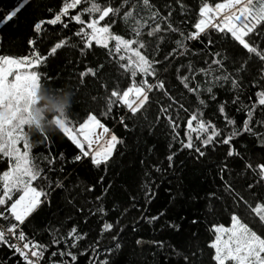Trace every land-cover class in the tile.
Returning a JSON list of instances; mask_svg holds the SVG:
<instances>
[{
  "label": "snow or ice",
  "instance_id": "6c2138e0",
  "mask_svg": "<svg viewBox=\"0 0 264 264\" xmlns=\"http://www.w3.org/2000/svg\"><path fill=\"white\" fill-rule=\"evenodd\" d=\"M174 2L181 12L187 10L183 0ZM34 4L37 10L43 8L50 15L36 17L27 24L32 37H40L46 26L61 25L70 31L74 28V31L71 36L59 38L46 54L36 49L37 39L28 38L26 44L32 49L29 54L18 57L0 55V162L7 164L6 170L0 173V221L4 222L0 224V247L10 249L17 264H45L49 247L62 244L63 249L51 252L52 257L59 259L48 264H78L77 252L73 250L78 249L79 242L88 233H81L73 226L66 235L58 237V230L49 225L51 242L48 245L30 238L25 231L36 216L51 210L53 194L57 190L68 204L75 207L68 199L70 189L64 179L54 181L49 175L64 172V154L60 153L57 158L49 149V154L41 158L46 162V168L41 167L31 155L32 144L25 132V127L30 130L40 128L42 114L37 111V106L40 104L41 81L52 82L62 72H67L69 77H77L82 88H87L86 80H94L99 85L97 94L86 92L85 95L92 103L101 105L99 116L86 110V119L78 128L64 114L59 103L54 105L56 114L50 115L51 121L79 149V153L72 157L73 164L83 166L87 162L91 168L103 167L107 171L117 145H123L124 140L101 119L111 118L126 131H131L129 124L155 106L157 115L150 127H156L163 120L170 135L166 146V167L160 166V162L150 165L161 178L166 172L174 171L175 158L184 152L202 164L218 149H225L221 159L210 161L215 165L214 182L218 181V185L208 191L206 199L210 201L209 211L213 204L224 207L230 225H212L215 239L208 245L214 249L212 260L215 264H264V162L255 165L251 162L253 158L264 161V132L257 130V126L264 128V0H222L215 4L201 0L194 30L187 33L179 24H174V10L169 0H119L118 6H114L112 0L103 3L100 0H63L55 11L43 0L39 3L37 0H16L7 11L0 10V31L13 25L22 28L21 17ZM70 10H75V14L69 15ZM118 20L125 25V34L113 31ZM213 33L224 38L225 43H233L235 49L223 47ZM193 41L203 47L193 52L189 48V42ZM64 48L75 51L79 59L73 61L66 56L65 63L53 66L51 74L41 71L47 69L49 60L57 59L59 51ZM96 48L105 52L107 62L94 57V66L74 72V67L93 54ZM205 55L207 59L201 62L206 67H197L193 59ZM113 66L118 76L129 80L126 87L121 88L117 81H113V87L109 88L108 82L102 79L106 68ZM246 79L249 84L262 89L255 93V103L245 104L242 99ZM225 84L230 85L232 96L230 100L218 101L215 89L223 88ZM185 94L192 99L188 100ZM186 103L192 107L191 111ZM229 104L246 116L239 126L228 111ZM210 105V118L205 119V110ZM214 119L219 120L221 126L218 127ZM97 129L101 131L97 132ZM35 132L43 138L41 143L47 145V131ZM246 136L256 137L251 147L240 143ZM94 143L97 144L95 149ZM152 151L148 149L149 154ZM242 153H254V156L245 159ZM58 162L60 167H54ZM144 163L141 159L140 164ZM183 163L181 161V165ZM230 164H238L240 170L236 171ZM148 175L146 171L145 176ZM103 181L101 176L96 184ZM112 187L108 184L102 194L95 197L99 207L92 214L108 215L110 209H105L104 198ZM142 187L143 198L138 199L129 193L128 200L121 202L127 204L123 211H119L121 205L115 203L113 196V207L120 217L133 210L141 211L137 205L143 208L151 205L156 193L150 183ZM92 190V187L87 189L89 193ZM76 210L84 211L83 207ZM165 214V211L156 215L141 211L130 227L135 232L140 222L155 224ZM190 224L195 226L197 220L193 218ZM166 226L180 232L179 224ZM117 228L119 232L111 235L112 246L104 249L105 259H98L99 238L84 250L91 251V264H112L108 255L121 249L118 236L125 227L120 226L118 218L115 224L105 221L100 228L101 235L111 234ZM135 243L140 245L142 241L137 239ZM153 243L159 249L164 248L162 241ZM186 251L187 255L176 254L183 255L184 264H194L199 259L197 253L191 251L190 245Z\"/></svg>",
  "mask_w": 264,
  "mask_h": 264
},
{
  "label": "trees",
  "instance_id": "16d2710c",
  "mask_svg": "<svg viewBox=\"0 0 264 264\" xmlns=\"http://www.w3.org/2000/svg\"><path fill=\"white\" fill-rule=\"evenodd\" d=\"M15 2L16 0H0V10L7 11ZM37 2L39 3V0ZM62 2L63 0H43V3L51 7L54 11L58 10ZM100 2L103 3L104 0H100ZM112 2L114 6H118L119 0H112ZM183 2L187 5V10L181 12L174 0H169V4L174 10L172 17L174 24H179L187 33L194 30L193 25L199 18L198 6L201 0H183ZM206 2L215 4L222 2V0H206ZM157 6L159 7L160 4L157 3ZM74 14L75 10H70L69 15ZM48 15L50 14L44 11L43 8L37 10L34 4L21 17V23L24 24L22 28L13 25L11 28L0 31V37H2V42H0V55L18 57L29 54L32 49L26 44L28 38L37 39L38 44L36 49L41 54H46L51 45L57 42L59 38L72 35L74 28L70 31L64 29L61 25H57L46 26L44 33L40 37H32L27 24H30L36 17L44 18ZM64 19L67 22V18ZM85 19H87V16H85ZM124 29L125 25L118 20L113 31L119 34H125ZM213 37L221 42L223 47L235 49L233 43L230 41L225 43L224 38L219 34L213 33ZM202 47L203 45L198 42H189V48L193 52L199 51ZM213 50L215 51V49ZM66 56H69L73 61L79 59L75 51L69 52L68 48H64L62 51H59L58 58L50 59L48 68L41 69V71H46L48 74H51L54 70L53 66L65 63ZM94 57L107 62L105 52L96 48L93 54L88 55L83 62L79 63L77 67H74V72L78 73L79 71H83L86 66H94ZM205 59H207L206 55L198 56L193 59V63L197 67H206L201 62ZM183 62L186 63L187 61ZM102 79L108 82L109 88L113 87V81H117L121 88L126 87L129 83L128 79L118 76L115 66L106 68V74ZM41 83L43 87L49 88V90L44 92L47 99L40 98V104L38 106L46 104L52 106L59 103L61 96L55 90H70L72 92V106L67 115L74 122L75 128H78L79 124L83 123L84 119H86V110L94 111L99 116L101 105L92 103L88 95H85L86 92L91 95L97 94L96 90L99 88V85L94 80H86L87 88H82L79 86L75 75L69 77L67 72H62L58 79L54 78L52 82L42 80ZM172 84L175 85L176 82L173 81ZM245 85L244 92L242 93L244 103H255L257 101L255 93L262 89L249 84L247 79L245 80ZM215 91L218 101L230 100L232 96L230 85L227 84L223 88L215 89ZM100 94L102 95L103 93L101 92ZM185 96L188 100L192 99L187 94ZM185 106L189 107V111L192 110V107L188 103ZM211 108L212 105L209 106L208 110H205V119L210 118ZM228 111L236 119L238 126L246 118L244 113L236 112L235 107L231 104L228 106ZM156 115L157 112L155 106H153L142 116H138L133 123L129 124L131 131H126L111 118L101 119L102 123H105L107 127L112 129V131L124 140L123 145H117V151H114L113 160L107 171L103 167L100 169L91 168L87 162L83 166L73 164L71 162L72 157L79 153V149L58 128H55L54 131L47 132L48 141L47 145H45L41 143L43 138L39 133L25 127V132L28 133L29 140L32 144L31 155L36 158L35 162L40 163L41 167L46 168V162L42 161L41 158L49 154V149L51 150V155L54 157L58 158L60 153L64 154L66 161L63 164L64 172L49 173V175L54 181L57 178L64 179L66 187L70 189V193L67 194L68 199L72 200L75 205L73 207V205L68 204L63 199L60 191L57 190L53 194L54 202L51 210L40 213L36 216L33 223L25 229L29 237L34 238L42 244L50 245L51 235L49 225L58 230V237L66 235L68 230L76 226L79 232L88 233V236L79 242L78 249L73 250L77 252L78 264H91L92 253L91 251L84 250L95 239L99 238L100 247L98 251L100 255L98 259H105L104 249L112 246L111 235L117 234L119 228L111 234L104 233L103 235L100 233V228L103 222L107 221L115 224L119 218L120 226L125 227V230L118 236L121 249L118 252H113L108 255L112 264H184L183 255H177L176 253L179 252L187 255L188 252L186 249L189 245L191 251L196 252L199 257L194 264H215L212 260L214 249L208 246L215 239V235L210 228L209 214L219 204H213L212 210L209 211L208 206L210 201L206 199V194L210 189L218 185V181L214 182L215 165L210 161L221 159L225 149H218L215 155L210 156L202 164L190 159L189 154L184 152L175 158L174 171L166 172L164 177L161 178L159 174L152 170L150 165L160 162V166L166 167V146L170 140V135L169 129L165 126L163 120L156 127H150L151 124L155 123ZM181 115L183 116L184 114L181 113ZM48 118L50 119L51 116L49 115ZM213 122L217 123L218 127L221 126L219 120L214 119ZM257 130L264 132V128H259V126H257ZM181 136H183V132H181ZM255 140L256 137L254 136H246L240 143L251 147ZM149 148L153 150L152 154L148 153ZM242 154L245 159L249 155L254 156V153ZM141 159L145 161L143 165L140 164ZM181 161L184 162L183 165H181ZM251 162L255 165L258 162L264 161L253 158ZM229 166L236 171L240 170L238 164H230ZM54 167H60L59 162ZM6 168V162H0V173L6 170ZM146 171L149 173L148 176H145ZM101 176L104 177V181L102 184L97 185L96 181ZM251 179L249 177V181ZM145 183H150L156 196L147 208H143L141 205H137V207L141 208L142 212L151 215H156L159 211H165L166 214L155 224L140 222L136 231L133 232L130 225L133 224L135 218L140 217L141 211L133 210L126 216L120 217L119 212L113 207V196L115 195V203L121 205L119 211H123V207L127 206V204H121V202L128 200L129 193L138 199L143 198L144 189L142 185ZM108 184L113 185L104 198L105 209H110L108 215L101 217L99 214H92L99 207V203L95 201V197L100 196L102 189L107 187ZM89 187L93 189L91 193L87 191ZM246 198L248 197L246 196ZM249 202H252L251 199H249ZM81 207L84 209L83 213L76 210ZM224 213L222 218L223 224L230 225L229 214L225 210ZM193 218L197 220L195 226L190 224ZM1 223L3 224L4 222L1 221ZM169 223L179 224L180 232L177 233L168 228L166 225ZM137 239H140L142 244L137 245L135 243ZM153 241L164 242V248H157ZM63 247L62 244L50 246L49 251L45 253V264H48L51 260H58L59 257H52L51 252L61 250ZM82 251L84 255H79V252ZM64 259L67 260V257ZM0 264H17V260L13 257L10 249L0 247Z\"/></svg>",
  "mask_w": 264,
  "mask_h": 264
},
{
  "label": "clouds",
  "instance_id": "9594fccd",
  "mask_svg": "<svg viewBox=\"0 0 264 264\" xmlns=\"http://www.w3.org/2000/svg\"><path fill=\"white\" fill-rule=\"evenodd\" d=\"M46 90H49V88H45V87H41L40 89V98L41 99H47L44 95V92ZM54 90V89H52ZM58 93H60V102H59V106L63 108L64 114L67 115L69 112V109L72 106V101H73V94L70 90L67 91H57ZM37 111H39L42 114V119L40 121V128L36 129L35 127L33 128V131H54L55 130V125L54 123L51 121V119H49V115H54L56 114V108L54 107V105L49 106V105H40L37 106Z\"/></svg>",
  "mask_w": 264,
  "mask_h": 264
},
{
  "label": "rangeland",
  "instance_id": "374dc122",
  "mask_svg": "<svg viewBox=\"0 0 264 264\" xmlns=\"http://www.w3.org/2000/svg\"><path fill=\"white\" fill-rule=\"evenodd\" d=\"M97 132H100V129L96 130ZM22 147V146H21ZM97 147V144H93V148L95 149ZM87 150V149H86ZM224 210L221 205H216L213 208V211L209 214V221H210V228L212 229L213 224H223L222 218L224 216ZM225 225V224H223ZM229 225H225V227H228Z\"/></svg>",
  "mask_w": 264,
  "mask_h": 264
},
{
  "label": "built area",
  "instance_id": "2783aa9c",
  "mask_svg": "<svg viewBox=\"0 0 264 264\" xmlns=\"http://www.w3.org/2000/svg\"><path fill=\"white\" fill-rule=\"evenodd\" d=\"M0 224H2L1 221H0Z\"/></svg>",
  "mask_w": 264,
  "mask_h": 264
}]
</instances>
